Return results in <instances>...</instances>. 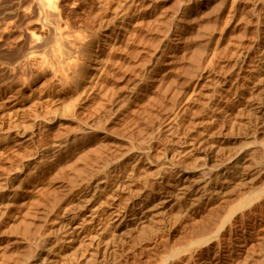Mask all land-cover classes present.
I'll return each instance as SVG.
<instances>
[{
    "label": "bare ground",
    "instance_id": "obj_1",
    "mask_svg": "<svg viewBox=\"0 0 264 264\" xmlns=\"http://www.w3.org/2000/svg\"><path fill=\"white\" fill-rule=\"evenodd\" d=\"M0 40V264L260 256L264 0H0Z\"/></svg>",
    "mask_w": 264,
    "mask_h": 264
},
{
    "label": "rangeland",
    "instance_id": "obj_2",
    "mask_svg": "<svg viewBox=\"0 0 264 264\" xmlns=\"http://www.w3.org/2000/svg\"><path fill=\"white\" fill-rule=\"evenodd\" d=\"M1 48H2V45H1V40H0V50H1ZM258 248H257V251H260L261 253L263 252L264 253V243L261 245H259V246H257ZM260 249V250H259ZM253 251V250H252ZM252 251H250L251 252V254L250 253H248V254H250V255H252L256 250L254 249V251H253V253H252ZM260 252H257V253H260ZM260 253V256H263V253L261 254ZM250 255H247V257L248 256H250ZM253 255H255V257H257V258H259L260 256H258V254L256 255V252H255V254H253ZM247 257H245V255L243 256V257H241L242 258V260H245L246 262V264H250V262H251V258H249V260H248V258ZM246 258V259H245ZM156 260H159L160 258H155ZM244 262V261H243ZM249 262V263H248ZM239 263H242V261L240 260L239 261ZM238 263V264H239ZM244 264V263H243ZM252 264V263H251Z\"/></svg>",
    "mask_w": 264,
    "mask_h": 264
}]
</instances>
